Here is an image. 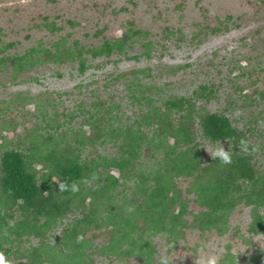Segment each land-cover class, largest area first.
Instances as JSON below:
<instances>
[{
  "label": "trees",
  "instance_id": "16d2710c",
  "mask_svg": "<svg viewBox=\"0 0 264 264\" xmlns=\"http://www.w3.org/2000/svg\"><path fill=\"white\" fill-rule=\"evenodd\" d=\"M44 20L41 25L54 31V22ZM143 33L128 29L112 39L103 36L101 44L89 50L74 45L79 71L87 69L82 58L86 51L91 60L113 53L127 59L126 40ZM143 47V56L149 57L150 44ZM3 51L0 72L10 63L12 77L29 72L40 61L38 52L50 61L74 58L65 48L54 54L31 49L14 57L4 56ZM139 73L152 77L149 71ZM131 75L126 89L139 109L132 123L122 121L117 106L97 99L88 110L80 105V113L87 115L83 118L87 129L68 126L75 115L68 114V120L59 122L55 117L54 125H48L52 134L31 130L25 149L19 142L10 147L9 140L0 136V254L5 264H92L95 255L110 263L157 264L155 239L164 241L165 252L171 254L191 229L200 236L224 237L239 206L249 209L247 234L264 236V160L254 156L250 127L239 129L226 109L211 112L204 107L217 100L218 86L206 82L190 96L155 100L151 95L159 89L143 84L135 72ZM236 89L243 95V88ZM200 140L222 144L232 163L222 165L213 155L205 161ZM106 145L112 154L99 152ZM101 236L104 242L96 244ZM251 237L242 242L251 245ZM30 240L36 244H29ZM263 255L256 249L242 258L245 264H260ZM236 258L226 244L219 262L241 264Z\"/></svg>",
  "mask_w": 264,
  "mask_h": 264
},
{
  "label": "rangeland",
  "instance_id": "374dc122",
  "mask_svg": "<svg viewBox=\"0 0 264 264\" xmlns=\"http://www.w3.org/2000/svg\"><path fill=\"white\" fill-rule=\"evenodd\" d=\"M44 18L54 22V31L41 25ZM128 29L144 32L126 40L130 47L124 55L129 59L113 53L91 60L86 51L82 58L87 69L79 71L80 58L74 45L85 50L97 48L103 36L112 39ZM214 29L220 31L213 33ZM147 42L151 46L149 57L143 56V43ZM58 48L69 49L74 58L56 62L38 52L40 61L34 62L29 72L12 77L10 63L0 72V136L9 140L10 147L16 142L23 149L28 147L27 136L35 128L42 136L52 134L48 125H54L55 117L63 122L68 114H75L66 124L74 130L83 127L87 115L80 113V105L83 111L88 110L89 103L97 99L106 106H117L115 112L122 121L132 123L139 109L129 98L126 84L135 72L143 84L159 89L157 95H151L155 100L169 95L190 96L202 83L216 84L217 100L204 107L211 112L226 109L239 129L250 127L254 156L259 162L264 160V0H0V49L4 56L27 55L31 49L54 54ZM141 71H149L152 77H144ZM236 86L243 88V95ZM200 144L205 161L221 148L225 150L222 144L209 145L203 140ZM98 150L113 153L108 145ZM180 184L184 188L182 181ZM189 209L198 211L194 205ZM248 222L249 209L239 206L231 215V231L226 236H200L191 229L171 254L165 252L164 241L155 239L159 244L156 262L197 264L216 257L221 264L225 245L230 244L238 262L245 264V254L251 256L256 249L264 254V236H249ZM59 230L54 231L55 236ZM244 237L253 238L251 245L242 242ZM95 242H104V237ZM263 262L264 255L260 264ZM92 264L124 263H110L95 255Z\"/></svg>",
  "mask_w": 264,
  "mask_h": 264
},
{
  "label": "clouds",
  "instance_id": "9594fccd",
  "mask_svg": "<svg viewBox=\"0 0 264 264\" xmlns=\"http://www.w3.org/2000/svg\"><path fill=\"white\" fill-rule=\"evenodd\" d=\"M241 143L243 144L244 142L242 141ZM213 158H218L222 165H229L232 163L231 154L229 152L223 150V148L214 152ZM73 190L75 191V189H73ZM0 264H5L4 259H3V254H0ZM162 264H168V261L162 260ZM197 264H217V258L211 257L208 259H201L197 262Z\"/></svg>",
  "mask_w": 264,
  "mask_h": 264
}]
</instances>
